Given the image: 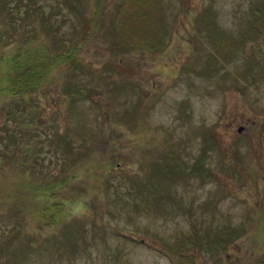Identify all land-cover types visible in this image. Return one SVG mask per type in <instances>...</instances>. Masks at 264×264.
<instances>
[{
	"label": "rangeland",
	"instance_id": "rangeland-1",
	"mask_svg": "<svg viewBox=\"0 0 264 264\" xmlns=\"http://www.w3.org/2000/svg\"><path fill=\"white\" fill-rule=\"evenodd\" d=\"M5 1L0 264H10L28 240L33 246L57 235L65 242L66 223L69 232L80 224L87 233L85 249L41 259L31 252L22 264H264V33L243 39L264 27V0H161L163 46L116 56L101 26L86 22L96 0H73V9L63 0ZM117 1L102 0L103 22ZM36 6L45 13L54 6L55 34L42 27ZM205 16L229 45H212L198 30ZM71 41L91 70L74 84L83 82L89 91L72 113L68 64L53 68L35 92L3 89L6 58L16 47ZM66 137L70 155L63 152ZM25 147L29 163L22 165ZM162 160L174 161V172L168 166L159 172L173 177L168 182L153 179ZM65 172L74 176L62 183ZM147 181L169 188L168 197L150 193L140 200L134 189ZM131 195L142 205L127 204ZM52 201L59 204L44 210L54 215L50 224L38 210ZM222 230L227 233L217 235Z\"/></svg>",
	"mask_w": 264,
	"mask_h": 264
},
{
	"label": "trees",
	"instance_id": "trees-1",
	"mask_svg": "<svg viewBox=\"0 0 264 264\" xmlns=\"http://www.w3.org/2000/svg\"><path fill=\"white\" fill-rule=\"evenodd\" d=\"M64 4L68 5L69 7L75 8V4L73 0H63ZM6 3L4 0L3 5ZM161 0H118L114 5V10L111 11V15L108 22H103L101 20V14L103 13L104 4L102 0H96V5L92 10V16L87 20V24H90L92 21L94 22L95 26H101V33L102 36L107 42V47L109 50L110 55L116 56L120 53L130 52L137 48H147L153 49L163 46L165 37L163 33L166 34L167 32V25L165 21V14L160 7ZM53 10L45 13L39 6H36L39 17L41 18V25L42 27L47 30L49 33H54L53 27L54 23L51 19L52 15H54V6ZM206 14H210L208 8L205 9ZM163 14V15H162ZM206 21L203 22V18L201 24H204L203 27H198V30H205L206 36H208L209 41L212 45H221V47H226L230 42L226 37H224L220 30L214 25L211 21L213 19L211 16H205ZM91 21V22H90ZM85 25V22H84ZM250 29L243 37V39L253 38L254 36L264 33V27ZM30 42V41H29ZM235 43V42H234ZM32 44V43H28ZM77 45L73 43V41L65 44V47L60 45L59 47L37 43L33 44L32 46L27 47H16L6 58L7 70L5 72V77L3 79V89L12 94H26L29 92H35L40 89L43 84L45 83L46 76L51 70L55 67L60 65L68 64L71 68L68 74V83L66 86V92L69 93L68 103L70 107L68 108V112L72 113V106L73 108L76 107V103L79 100L83 99L82 95L88 94L89 88L83 82L81 83V87H76V81L82 79H88L91 77V70L84 66L82 63V58L77 54ZM251 64V63H250ZM253 65V64H251ZM113 68V66H112ZM208 68V67H207ZM208 71V70H206ZM205 71V72H206ZM208 73V72H206ZM84 91V92H83ZM87 96V95H86ZM102 101H99V104ZM80 109V108H79ZM76 110L75 112L80 113V110ZM9 116L11 115V111H7ZM5 134L8 138L14 137V133L7 129ZM67 136L66 134L64 135ZM90 137V136H89ZM83 144V142H81ZM70 143L67 140L65 142V149L63 152H66L68 155L71 153ZM69 150V151H68ZM24 159L21 160V164L27 165L29 163V151L28 148L23 149ZM67 155V156H68ZM164 160V159H163ZM159 161L154 164L153 172V179L159 180L162 178L163 181L168 182L173 177H168V173H161V168L168 166L171 168V164L174 161ZM39 160L34 158V162L37 163ZM33 162V163H34ZM72 166L74 159H70L69 157L66 158V163H69ZM73 168V167H72ZM71 168V169H72ZM172 169V168H171ZM168 171V170H167ZM174 172V170L172 169ZM159 174V175H157ZM74 176L73 173L65 172L61 176V182L63 180L66 182L70 180ZM57 184L59 179L56 180ZM153 181V180H152ZM61 183V184H62ZM59 187V186H57ZM53 187V188H57ZM144 189H146V193L144 194ZM135 190V194L139 193L140 200L147 199V194H156V199L158 197L169 195L170 189L166 186L162 189H159L155 184H152L151 181H147V183L140 184ZM54 193V192H53ZM138 195V196H139ZM131 195V200L127 203L131 207L142 205L138 199L133 200ZM59 202L52 201L48 204H43L39 208V213L42 215L43 218L48 220V223L53 224L55 220H53L54 215L50 214L45 216L44 210L51 208L55 210L54 207H57ZM72 226L66 223L63 226L62 232L65 235V242L63 239H60L57 235L54 236H47L43 242L35 243L31 246L30 240L24 244L23 247H19L15 249L9 258L10 264H22L23 260L26 259L29 253H34L35 257L41 259L43 256L55 257L65 254L66 257H71L74 254L76 255L79 245L85 249L84 243L89 242L87 238V233L84 229L79 225H75L74 229L72 228V232H69ZM92 230V237H93ZM227 233V230H222L217 235H223ZM90 236V235H88ZM91 237V236H90ZM91 237V238H92ZM219 237V236H218ZM103 238V237H102ZM227 236L225 237V239ZM104 239V238H103ZM182 243V242H181ZM3 244V243H2ZM183 244V243H182ZM172 245V243H170ZM1 252L0 255L3 254V247L0 246ZM172 264H175L174 260H171Z\"/></svg>",
	"mask_w": 264,
	"mask_h": 264
}]
</instances>
